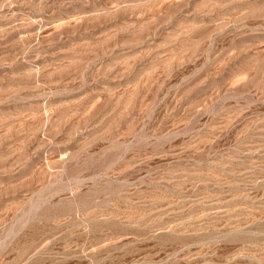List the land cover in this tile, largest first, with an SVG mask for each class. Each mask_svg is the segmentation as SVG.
<instances>
[{
    "label": "rangeland",
    "instance_id": "1",
    "mask_svg": "<svg viewBox=\"0 0 264 264\" xmlns=\"http://www.w3.org/2000/svg\"><path fill=\"white\" fill-rule=\"evenodd\" d=\"M0 264H264V0H0Z\"/></svg>",
    "mask_w": 264,
    "mask_h": 264
}]
</instances>
